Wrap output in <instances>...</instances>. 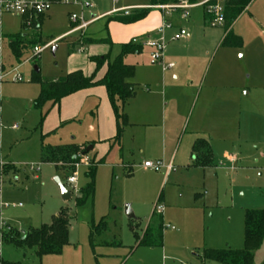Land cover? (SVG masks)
Listing matches in <instances>:
<instances>
[{"label": "rangeland", "instance_id": "obj_1", "mask_svg": "<svg viewBox=\"0 0 264 264\" xmlns=\"http://www.w3.org/2000/svg\"><path fill=\"white\" fill-rule=\"evenodd\" d=\"M89 4L88 8L78 4L53 5L41 24L42 44L37 46L73 29L69 21L72 15L89 23L88 31L80 33L77 39L64 37L39 56L26 51L19 62L6 42L0 51L2 62L18 67L23 78L21 83H4L0 87V159L5 161L0 166V235H24L30 229L50 224L52 217L65 209L70 222L69 245L64 249L63 261L76 258L79 264H217L203 260V252L241 250L245 212L264 210V0H252L248 10L247 6L233 23V34L243 41L241 48L221 47L223 29L208 28L200 11L194 10L189 13L188 23L179 16L174 18L179 27L172 36L181 28L187 30L191 42L184 46L183 41L170 40L165 45L168 63L174 66L172 71L163 73L155 65L147 73L142 64L152 60L146 46L140 55L124 57L125 64L134 67L135 75L136 70L140 71L133 80L139 84L138 91L146 83L152 89L160 87L163 76L167 100L181 94L180 134L163 156L159 123L153 121L157 125L136 130L141 133L137 147L145 150L140 154L132 148V155L122 158L131 165V175L126 176L119 162V149L113 147L105 164L96 167L93 199L79 208L76 200L89 183L85 173L93 165L92 151L72 168L41 164L40 147L83 145L82 136L76 137L73 132L70 136L76 125L62 134L44 137L49 133L45 135L43 130L52 125L51 115L58 116V112L48 103L40 110L34 108L40 92L32 82L34 67L39 68L41 80L52 81L77 71L87 78L97 76L98 71L88 60L96 56L113 60L120 54L122 44L132 38L130 34L124 37L119 31L121 26L105 14L133 4L149 6L151 0H91ZM21 24L19 16L0 15L3 36L23 33ZM87 39H110L113 46H82ZM173 75L178 77L177 81ZM93 89L104 92L101 86ZM160 108L166 113L172 111L171 105ZM89 119L83 110L78 120L84 135H88ZM14 126L16 130L12 129ZM196 137L213 146V163L209 168L191 167V146ZM84 158L90 162L88 167ZM162 158L172 165L169 176L149 172L142 166ZM72 176L76 183L68 186L67 179ZM57 181L70 194L69 201L62 199ZM155 206L164 207L163 246L137 247L131 226H136L135 234L140 239L149 231H156L159 215L155 213L151 219ZM126 207L133 218L126 215ZM102 219L106 230L94 238L92 251L88 241L90 228ZM113 243L120 246H105ZM0 255V262L36 264L33 250L1 244ZM50 261L49 264H56ZM254 264H264V238L254 253Z\"/></svg>", "mask_w": 264, "mask_h": 264}, {"label": "trees", "instance_id": "obj_2", "mask_svg": "<svg viewBox=\"0 0 264 264\" xmlns=\"http://www.w3.org/2000/svg\"><path fill=\"white\" fill-rule=\"evenodd\" d=\"M176 0H151L149 7L165 5ZM189 3H194L196 0H187ZM252 0H226L224 17L225 27L223 28V38L220 46L223 48H241L243 41L241 37L236 36L232 32V24ZM151 9H138L130 12L128 16H114L110 20L124 25L136 23L144 19ZM206 20V18H205ZM42 17H31L30 25L26 26L22 22L21 28L23 33L13 36H3L7 41V48L19 62L20 56L32 50L33 47L42 44L41 40V24ZM93 42V41H92ZM108 44L111 49L110 41H102ZM86 43V42H85ZM84 43V44H85ZM141 46L127 43L121 46L120 54L113 60L105 57L92 58L95 64V72L102 65L107 64V72L103 79L94 81L92 77H85L80 71L68 74L63 78L56 80H41L38 77L39 73L34 71L32 82L39 86L40 92L33 106L40 110L47 103L53 105L58 104L63 98L72 95L76 92L86 90L95 86H102L106 89L108 100L114 114L116 123L115 143H119L124 128L128 126V119L124 114L126 103L132 99L134 95L133 85L128 81L134 77L135 69L132 66H127L123 63V59L127 55H138L141 53ZM38 68V67H37ZM39 69V68H38ZM55 134V131L44 136ZM42 137V138H44ZM88 147H78L76 145H63L55 147H42L40 150L41 164H51L54 166H63L72 168L81 161V158L86 154ZM192 168H209L213 163V154L208 141L198 139L194 142L191 149ZM93 165L88 168L85 173V178L88 184L79 192V197L76 200V207H82L88 200L94 197V179L96 167L101 165V161H95L92 158ZM60 166V167H61ZM160 201V199L158 200ZM155 208V207H154ZM155 210L152 213L151 219L154 218ZM157 215V214H156ZM158 225L156 231H149L143 237L137 238L135 234L136 226H131V231L137 241V247L144 246L149 248H161L163 246V223L162 217H157ZM69 222L70 214L65 209L54 215L50 224L41 225L38 229H30L24 235H4L1 238L2 244L10 245L16 249L23 251H34L36 264H41L44 257L60 256L64 247L69 244ZM106 230V224L102 219L97 226L91 225L89 234V246L94 250V238L101 232ZM264 238V210L246 211L243 220V248L241 250H205L203 252V260L214 262L217 264H254V253L259 249ZM109 247H119V244H105ZM0 264H25L21 262H5Z\"/></svg>", "mask_w": 264, "mask_h": 264}, {"label": "crops", "instance_id": "obj_3", "mask_svg": "<svg viewBox=\"0 0 264 264\" xmlns=\"http://www.w3.org/2000/svg\"><path fill=\"white\" fill-rule=\"evenodd\" d=\"M88 5H90V4L86 3L85 7L88 8L89 7ZM148 7H149L148 5H144V4H133L130 6H124V7L118 8V9L111 10V11L107 12L105 15L107 17L109 16L110 18L114 17V16H118V15L124 16V14H123L124 9H128V10H130V12H132L133 10H138V9H148ZM248 8H249V6L245 10H248ZM194 10L200 11V18L202 19L203 23L205 24V17L203 15L201 9L189 10L188 11V17L186 20H182L180 12L172 13L171 16L167 17V19L169 18V20H170L169 22L172 24V28L170 30H166L164 33V38H165L166 44L171 40L172 32H174L179 27L178 21L174 20V18L176 16H179V19L181 21L188 23L189 22V13L191 11H194ZM130 12H129V14H130ZM45 15L42 16V18H43L42 23L44 22ZM163 17H164V12L151 9L150 12L148 13V15L144 19H142L136 23L128 24V25H124V24L117 23V22H114V23L121 26L119 31L122 34H124L123 35L124 37L128 36V34H130V36H132L130 42H132L134 39L141 41L145 37H155L156 31L162 25ZM72 26H73L72 28L75 27L74 25H72ZM205 26H207V25L205 24ZM88 28H89V26L84 31H79V32H72V29H71L70 31L65 33L63 36H61L60 38H57V39H62L64 37L68 38L71 36H75L77 39L79 34L82 32H84V33L87 32ZM180 29L181 28H179V30ZM231 29H232V32L234 33L233 24H232ZM187 34H188V37L186 39L179 40V41H183L184 46H188L191 42V38L189 36V33L187 32ZM76 39H75V41H76ZM107 41H110L112 46H113V43L110 39H107ZM130 42H124V44H122V45H125V44L130 43ZM97 44L105 45L102 41L92 42V41H89V39H87L86 43L85 44L83 43L82 46L97 45ZM135 45H138V44H135ZM211 45H212L211 42L207 43V45H206L207 50L210 49ZM6 46H7V41H6ZM141 48H142V46H141ZM71 51L73 52L72 48H71ZM141 52H142V50H141ZM149 52L151 54L150 49H149ZM140 54H138V55H140ZM168 54L169 53H164L163 66L156 64V63L151 61L152 63L143 62L142 67L146 69L147 73H149L155 65L158 66L163 73L168 72V71H172L174 69V66L171 69L163 70V67L171 64V63H168ZM96 57H99V56H96ZM92 58H95V57H92ZM92 58H90L88 61L95 70V64L92 62V60H91ZM123 63L125 64L124 59H123ZM125 65H127V64H125ZM14 66L9 65L7 67H14ZM127 66H129V65H127ZM106 72H107V64L105 63L98 70L97 76L95 75L96 80L100 81L101 79H103ZM81 73L83 74V72H81ZM139 75H140V71L136 70V75L134 74L135 78L133 77L131 80L128 81L130 84L133 85L134 95H133L132 99H130L126 103V105L124 107V114L126 115V117L128 119V126L124 128V131H123V134H122V137H121L119 143L114 142V138L116 136L115 118H114V114H113V111L111 109V106H110V103L108 100V95H107L106 89L102 86L101 87L103 88L104 92L102 90L95 91V89H93V87H92V88H89L86 90L76 92L72 95H69V96L63 98L62 100H60V102L58 104L53 105L52 103H48V104H50V107L52 109H56V111L58 112V116H56L55 114L51 115V124L52 125L49 126L48 128H45L43 130V132L46 135L48 133L55 131V134H53V136H54L57 133L62 134L67 128H70L71 126L76 125L77 129H73L70 133V136L72 135V132L75 133L74 135L76 137L78 135L82 136V139H81V144L83 145L82 147H87V146L92 147L91 158H94L95 161H101L102 164L99 166H103L105 164V160L108 157L110 151L113 149V147L116 146L119 149V156H120L119 162H120L121 166L123 167L124 172L127 173L126 176H129V175H131V165L128 163V161L124 162L122 160V158H124L125 155L126 156L132 155V153H133L132 148L138 149L140 154L145 150L143 148L141 149V148L137 147L139 140H140L139 137H140L141 133L137 132L136 130H141L142 128H146V127H151L152 125H157L153 122V121H156L157 123H159L157 126H159L160 130H161L163 156L166 155L167 147H173V145H175V141H177L178 135L180 134L181 127L179 125V116H180V110L179 109H181L180 104L182 105V99H181L182 96H181V94L175 95V97L171 98V100H169V101L167 100L166 93H165L167 86H166V83H165L163 76H162L160 87L156 86L155 89H152L151 86L146 83V84L142 85L143 88L140 91H138L139 84L133 83V80L136 79L137 77H139ZM84 76L87 77L86 75H84ZM172 78L174 81L178 80V77L176 75H173ZM160 102H161V108H160ZM169 105H171V109H172V111L170 113H166L165 110L164 111L159 110V108L160 109H166ZM83 110L85 111L86 115H89V117L91 118V120L89 119L90 121H89L88 126H87V134L88 135H84V132L81 130L82 124L78 120L81 113H83ZM63 111H66V113H64ZM14 127H15V129H13V128L12 129L16 130L17 127L16 126H14ZM135 131H136V133H134ZM184 134L185 133L182 131L181 135H184ZM198 139H203V138L196 137L192 142V146H193L194 142ZM71 140H73V138H71ZM203 140L207 141L206 139H203ZM181 143H182V140H181ZM71 144H73V143H71ZM71 144H68V145H71ZM209 145L211 147L210 142H209ZM192 146H191V149H192ZM40 148H42V147H40ZM212 148H213V146L211 147L212 154H213ZM40 150H39V159H40ZM213 156H214V154H213ZM190 158H191V153H190ZM160 160L163 161L164 165L170 166V171H167L166 169H163L161 171L162 173H165L166 176H169L173 170L172 165L166 164V162L163 160V158ZM0 161H4V160L0 159ZM191 163H192V158H191ZM163 211H164V207H163ZM162 215H163V213H162ZM162 215H160V216L162 217ZM66 247H64V249ZM64 249H63L62 254L60 256L44 257L41 261V264H44L45 262L46 263L51 262L50 260H53V262H55L56 264H79V261L76 260V258L73 259V260H76L74 262H73V260H71V262L63 261V258H64L63 254H65L64 252H66V250L64 251ZM71 252H73V251H70L69 253H71Z\"/></svg>", "mask_w": 264, "mask_h": 264}, {"label": "built area", "instance_id": "obj_4", "mask_svg": "<svg viewBox=\"0 0 264 264\" xmlns=\"http://www.w3.org/2000/svg\"><path fill=\"white\" fill-rule=\"evenodd\" d=\"M90 0H0V15L2 14H11L16 15L21 18V21L24 25H30L31 17H42L49 12L51 7L56 4H78L85 5L89 3ZM117 2L118 0H113ZM226 0H196L194 3H189L187 0H176L165 5H158L153 7H148V9H154L161 12H164L163 22L160 28L156 31L155 37H145L143 41L134 39L131 43L138 44L140 46H146L151 50V60L152 62L163 66V56L166 41L164 38V33L166 30L172 28V24L167 21V17L171 16L172 13L180 12L182 20H186L188 17V11L191 9H201L204 17L206 18L205 24L212 29H223L225 27V9ZM90 7V5H88ZM130 10L124 9V16L129 15ZM169 19V18H168ZM69 21L75 27L72 29V32L84 31L89 23L85 22L82 17L72 15L69 18ZM188 37L187 31L180 29L175 35L172 36V41H179L186 39ZM60 39L53 40L43 46H35L31 50L32 56H39L44 50L55 47L57 42ZM6 40L3 35L0 33V51L4 47ZM6 44V43H5ZM81 52V51H79ZM173 68L172 64L166 65L163 67V70ZM18 67H7L2 62V56L0 55V87L4 83H21L23 78L18 71ZM15 129V127H13ZM84 164L86 167L89 166L90 162L87 158H84ZM0 161V166H2ZM77 165V164H76ZM75 166V165H74ZM143 168L149 172L159 173L163 169L170 171V166L164 165L162 161L158 162H144ZM2 167H0L1 169ZM0 178V185H1ZM76 183L75 177H70L67 179L66 184L68 186H73ZM155 213L157 215H162L163 207L155 206ZM3 223H1V229L3 228ZM2 236L0 235V245ZM1 256V255H0Z\"/></svg>", "mask_w": 264, "mask_h": 264}, {"label": "water", "instance_id": "obj_5", "mask_svg": "<svg viewBox=\"0 0 264 264\" xmlns=\"http://www.w3.org/2000/svg\"><path fill=\"white\" fill-rule=\"evenodd\" d=\"M34 71L36 72V73H39V70H38V68L37 67H34ZM92 151V147L91 146H89L87 149H86V154L87 153H89V152H91ZM57 186H58V188H59V191H60V193H61V197H62V199L64 200V201H69L70 200V194L68 193V191L57 181ZM125 213H126V215L129 217V218H133V215H132V213L129 211V208L128 207H126L125 208Z\"/></svg>", "mask_w": 264, "mask_h": 264}]
</instances>
